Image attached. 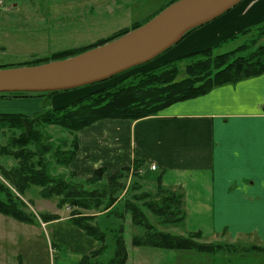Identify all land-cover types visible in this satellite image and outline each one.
<instances>
[{"label": "trees", "instance_id": "16d2710c", "mask_svg": "<svg viewBox=\"0 0 264 264\" xmlns=\"http://www.w3.org/2000/svg\"><path fill=\"white\" fill-rule=\"evenodd\" d=\"M175 1L177 0H170L165 8ZM144 23H135L129 29H121L110 38L92 46L54 53L48 59L25 63L21 67L76 56L119 38ZM249 31L244 30L242 34H248ZM263 35L264 30L259 31L256 39ZM212 49L210 47L191 52L156 66L129 73L146 64L131 69L120 74L119 77H123L110 86L91 92L70 105L47 110L38 115L1 114L0 138L6 139V142L0 145V162L4 163H0V214L23 224H37L38 220L45 224L59 220L58 215L46 213L37 219L28 210V205L19 196L30 192L33 187L39 189L40 198L57 200V209H62L66 205L73 210H98L103 202V196L106 201L108 194L109 196L116 194L122 188L120 180L125 179L131 171L134 172L132 175L138 174L137 164L132 168H123L105 179L107 186L102 187L101 191L97 188L103 180V169L95 170L85 182L86 185L68 180L66 174L56 175L53 172L55 167L67 169L75 159L78 150L77 138L73 140L71 151L62 153L59 148H54L48 143L45 128L56 127L76 134L103 120L137 121L155 116L174 103L202 96L216 87L234 84L264 73V45L254 50L239 46L220 55H213ZM48 94L53 93L0 94V98ZM6 133L10 134L6 136ZM155 183L157 194L160 191L168 193V196L162 199L161 203L143 206L146 212L151 214L160 226L182 224L184 211L181 194L164 189L159 179ZM115 198L111 200L112 203ZM111 202L105 205L106 209L110 208ZM116 212L117 210L115 214L113 213L114 219L110 216L105 217V220L111 219L110 222L95 219V224H91L94 219L91 216H84L75 211L71 213L67 221L97 243V247L81 256L76 264H127L128 255L122 225L125 214L130 215L132 226L141 231L132 237L133 247L195 251L202 254H215L222 250L220 246L194 242L193 239L202 238L200 232L190 233L184 237L158 230L156 225L147 219L142 207L135 204H126L120 214ZM254 250L264 253V247L250 249Z\"/></svg>", "mask_w": 264, "mask_h": 264}, {"label": "crops", "instance_id": "0c3cea01", "mask_svg": "<svg viewBox=\"0 0 264 264\" xmlns=\"http://www.w3.org/2000/svg\"><path fill=\"white\" fill-rule=\"evenodd\" d=\"M233 17L240 34L264 20V0H247ZM217 26L194 31L186 46L209 40ZM77 143L78 154L66 169L73 176L89 179L103 169L109 177L137 164L146 177L180 193L184 221L179 235L200 232L206 242L252 241L251 246L264 247V73L174 103L155 116L99 121L80 131ZM12 220L0 217V241L15 245L17 235L11 231L16 233L17 221ZM67 220L19 223L29 235L49 224L66 226L63 232L72 234V242L77 239L86 245L84 254L78 246L72 251L78 253L77 263L97 243ZM59 248L52 244L50 251ZM13 258L23 264L21 255Z\"/></svg>", "mask_w": 264, "mask_h": 264}, {"label": "rangeland", "instance_id": "374dc122", "mask_svg": "<svg viewBox=\"0 0 264 264\" xmlns=\"http://www.w3.org/2000/svg\"><path fill=\"white\" fill-rule=\"evenodd\" d=\"M169 1L4 0L6 10L8 8L10 10L3 11L5 7L0 8V69L21 67L25 63L48 59L54 53L92 46L110 38L121 29L131 28L135 23H146L155 14L157 15L161 12ZM246 1L243 0L222 16L192 30L176 45L154 58L144 67L137 68L129 73L142 68L156 66L165 61L210 47L213 48V55H220L230 52L239 46H246V48L254 50L256 47L264 45V35L256 39L257 33L264 30V20L246 28V30H250L248 34H236V23L233 16ZM221 22L222 24L217 26ZM215 26L217 28L211 33L209 40L203 41L208 43H195L193 44L194 47H190L191 45L189 47L186 46L189 45L187 39L191 33ZM232 36L235 38H230ZM184 63L182 62V64ZM122 77L117 75L104 82L43 96L3 97L0 98V115L33 116L47 110L67 106L91 92L116 83ZM44 131L49 138L48 143L52 144L54 148H59L62 153L71 151L73 140L79 134V132L72 134L56 127H48ZM9 134L6 133V136ZM5 142L6 139L0 138V145H4ZM0 163L4 164L3 162ZM53 172L56 175L66 174L68 180L86 185L87 179L73 176L72 173L64 168L55 167ZM132 172H129L125 179L119 181L122 188L116 194L113 193L110 196L108 194V200L106 201L103 196V202H101L98 210H73L66 205L62 209H57V200L40 198L39 189L34 187L31 188L30 192H26L25 195L19 196V198L28 205V210L37 219H40L45 213L56 214L60 218H69L71 213L75 211L81 215L93 217L91 224L96 223L95 219L110 222L111 219L105 220L106 216L114 219L115 210L120 214L126 204H135L142 207L147 219L156 225L158 230L181 236L179 233L183 232L182 224L160 226L157 220L146 212L145 207H143L146 204L159 203L168 196V193L159 191L157 194L155 180L146 177L145 173L132 175ZM107 178L105 175L103 176V180L98 184V190H102V187L107 186L105 181ZM174 194H177V192ZM113 197L116 198L112 203ZM109 201L112 204L108 205L110 208L106 209L105 205ZM0 217L4 219L3 215H0ZM122 225L124 243L128 255L127 264H140V260L147 262L146 264H264V253L255 250L250 251L252 247H258L251 246L252 241L229 243L223 239L213 242H206L203 237L201 239H193L194 242L199 244L220 246L222 250L216 252L215 256L195 251L175 252L149 247L139 248L133 247L131 240L134 235L140 234L141 231L132 226L129 214H125L122 219ZM14 227L15 225L12 228ZM16 227V233L11 231L12 234L17 235L15 245L14 242L0 241V264H19V260L13 258L16 255H21L20 260L23 264H76V259L78 258L76 255L78 253L72 252L76 250L75 246H78V252L84 254L82 250L86 248L85 242L77 239L72 242L73 236L63 232L64 227H66L63 224H49L40 232L31 231L30 235L23 230V226L19 222H16ZM57 229H60V231L58 232ZM53 231H57L61 239L57 237V233L55 234L54 232L52 234ZM189 234H185L184 237L189 236ZM87 239L92 240L89 237ZM57 243L60 248L58 252L52 253L50 251L51 245H56ZM176 253L179 255L178 258L175 256Z\"/></svg>", "mask_w": 264, "mask_h": 264}, {"label": "water", "instance_id": "95a60500", "mask_svg": "<svg viewBox=\"0 0 264 264\" xmlns=\"http://www.w3.org/2000/svg\"><path fill=\"white\" fill-rule=\"evenodd\" d=\"M242 1L177 0L138 28L76 56L0 69V94L55 93L104 82L149 63Z\"/></svg>", "mask_w": 264, "mask_h": 264}, {"label": "built area", "instance_id": "2783aa9c", "mask_svg": "<svg viewBox=\"0 0 264 264\" xmlns=\"http://www.w3.org/2000/svg\"><path fill=\"white\" fill-rule=\"evenodd\" d=\"M3 3V0H0V5ZM152 169H154V167H152Z\"/></svg>", "mask_w": 264, "mask_h": 264}]
</instances>
